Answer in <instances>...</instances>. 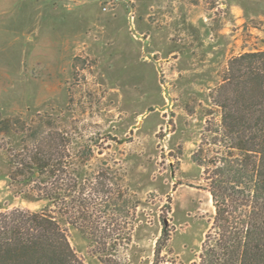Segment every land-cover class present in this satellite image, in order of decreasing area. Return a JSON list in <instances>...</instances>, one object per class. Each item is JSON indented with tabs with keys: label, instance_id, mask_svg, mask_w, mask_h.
Wrapping results in <instances>:
<instances>
[{
	"label": "rangeland",
	"instance_id": "1",
	"mask_svg": "<svg viewBox=\"0 0 264 264\" xmlns=\"http://www.w3.org/2000/svg\"><path fill=\"white\" fill-rule=\"evenodd\" d=\"M187 2L200 9L195 19L206 16L205 26L187 22L192 15L181 6V20L165 31L168 40L163 43L155 42L153 29L131 27L138 18L133 0H123L109 12L102 10L101 0L86 2L78 11L88 12L92 23L87 22L86 27L99 25L92 28L98 43L71 60L69 55L56 57V63L50 65L44 61L45 55L31 52L37 50L40 39L25 18L34 11L51 15L48 0H0V119L16 115L30 119L47 112L75 120L77 135L96 138L103 149L100 159L111 165L133 206L137 205L121 221L127 234L131 233V241L117 240L106 248L63 222L71 245L85 264H103L101 256L110 264H153L164 227L171 237L162 254L163 264L201 262L215 207L204 170L192 156L205 138L212 141L213 131L221 124V110L212 96L229 60L264 51V16L258 18L264 15V4L258 0ZM236 5L243 9L240 16L233 10ZM119 6L125 7L127 20L111 31L105 29L108 15ZM158 16H151V22ZM27 35L32 40L27 41ZM77 55L90 59L80 63L73 76ZM18 143L16 135H0V212L14 208L40 211L47 201H29L9 184V154ZM206 148L216 152L219 147ZM166 205L170 212L164 226ZM100 249L105 253L98 254Z\"/></svg>",
	"mask_w": 264,
	"mask_h": 264
},
{
	"label": "trees",
	"instance_id": "2",
	"mask_svg": "<svg viewBox=\"0 0 264 264\" xmlns=\"http://www.w3.org/2000/svg\"><path fill=\"white\" fill-rule=\"evenodd\" d=\"M89 59L77 55L72 75ZM212 101L221 110V124L212 141L205 138L192 156L204 170L215 207L200 264H264V51L232 57ZM75 124L47 112L30 119L19 115L0 119V135L19 138L9 154V184L29 201L48 202L40 211L0 212V264H85L63 222L101 248L117 240L131 241L121 221L137 205L111 165L100 159L103 149L96 138L79 137ZM208 145L219 148L215 152ZM165 208L164 226L170 205ZM170 237L164 227L153 264H163ZM100 250L98 254L105 253ZM100 260L110 264L106 257Z\"/></svg>",
	"mask_w": 264,
	"mask_h": 264
},
{
	"label": "crops",
	"instance_id": "3",
	"mask_svg": "<svg viewBox=\"0 0 264 264\" xmlns=\"http://www.w3.org/2000/svg\"><path fill=\"white\" fill-rule=\"evenodd\" d=\"M89 1L98 3V0H48V6L50 8L53 7L51 15L46 17L42 12L36 13V11H34L33 14L25 17L28 19L30 26L34 27V33L38 35L37 38L40 39L35 44L37 50L33 49L34 51L31 52L45 55L44 61L51 65L52 63H56V57L69 55L71 60L78 52L85 49L89 50L92 45L98 43L99 38L97 34L92 33V28L94 29V26L99 27V25H95L94 23L92 27H86L85 24L87 22L92 23L90 17L87 15L88 12L85 14L83 9L78 11V9L83 7L84 3ZM133 1L136 3L138 18L136 22L132 23L131 27L135 30H142L145 27H148L150 30L153 29L154 32H151V36L155 39V42H160L161 40L163 43L165 38L168 40V37H166L168 35L165 31L172 29L173 26L175 27V25L180 22L181 16L179 8L181 6H185L189 15H192L186 20L187 22L201 28L205 26L207 22L206 16L204 15H201L198 20L194 18L197 12L196 10L200 9L194 4H189L187 0H178V2L174 4L171 0ZM258 1L264 4V0ZM36 10H38V8ZM233 10L239 16L243 12V9L238 5L234 6ZM156 13L159 14L158 18L151 22L150 17ZM263 16L264 15L260 14L258 18ZM108 17L107 25L104 28H108L111 31L118 27V24L123 20H127L125 7L119 6L115 12L108 15ZM126 28H128V26ZM29 33L33 32L31 31ZM107 37L108 35H105L104 39ZM26 39L27 41L32 40L28 35ZM27 45L30 48V42H28Z\"/></svg>",
	"mask_w": 264,
	"mask_h": 264
},
{
	"label": "built area",
	"instance_id": "4",
	"mask_svg": "<svg viewBox=\"0 0 264 264\" xmlns=\"http://www.w3.org/2000/svg\"><path fill=\"white\" fill-rule=\"evenodd\" d=\"M122 1L123 0H101L102 10L104 12H109L114 8L117 3H120Z\"/></svg>",
	"mask_w": 264,
	"mask_h": 264
},
{
	"label": "water",
	"instance_id": "5",
	"mask_svg": "<svg viewBox=\"0 0 264 264\" xmlns=\"http://www.w3.org/2000/svg\"><path fill=\"white\" fill-rule=\"evenodd\" d=\"M166 223H167V221H166Z\"/></svg>",
	"mask_w": 264,
	"mask_h": 264
}]
</instances>
